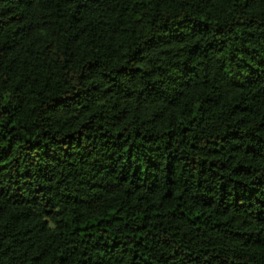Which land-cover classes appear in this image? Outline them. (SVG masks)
Listing matches in <instances>:
<instances>
[{
  "label": "trees",
  "instance_id": "16d2710c",
  "mask_svg": "<svg viewBox=\"0 0 264 264\" xmlns=\"http://www.w3.org/2000/svg\"><path fill=\"white\" fill-rule=\"evenodd\" d=\"M0 264H264V0H0Z\"/></svg>",
  "mask_w": 264,
  "mask_h": 264
}]
</instances>
